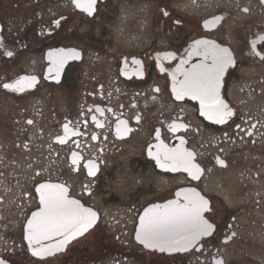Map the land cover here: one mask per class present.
I'll return each instance as SVG.
<instances>
[{"label":"flooded vegetation","instance_id":"flooded-vegetation-1","mask_svg":"<svg viewBox=\"0 0 264 264\" xmlns=\"http://www.w3.org/2000/svg\"><path fill=\"white\" fill-rule=\"evenodd\" d=\"M0 264H264V0H0Z\"/></svg>","mask_w":264,"mask_h":264},{"label":"water","instance_id":"water-1","mask_svg":"<svg viewBox=\"0 0 264 264\" xmlns=\"http://www.w3.org/2000/svg\"><path fill=\"white\" fill-rule=\"evenodd\" d=\"M177 168V171L196 175L194 180L202 176V172L196 169L194 163L192 168L185 169L181 164ZM175 196L174 201L161 207L159 217L155 221L156 247L159 252L165 254H182L189 251L203 238L210 237L214 229L203 217L210 204L198 190L179 189ZM95 223L96 220H93L92 227ZM143 226L144 222H141V228Z\"/></svg>","mask_w":264,"mask_h":264},{"label":"rangeland","instance_id":"rangeland-1","mask_svg":"<svg viewBox=\"0 0 264 264\" xmlns=\"http://www.w3.org/2000/svg\"><path fill=\"white\" fill-rule=\"evenodd\" d=\"M100 20V19H99ZM118 20H120V18H118ZM119 36V30L117 29V34L115 35V37ZM120 42V40H117Z\"/></svg>","mask_w":264,"mask_h":264},{"label":"snow or ice","instance_id":"snow-or-ice-1","mask_svg":"<svg viewBox=\"0 0 264 264\" xmlns=\"http://www.w3.org/2000/svg\"><path fill=\"white\" fill-rule=\"evenodd\" d=\"M93 2H94V0H93ZM7 87V86H6Z\"/></svg>","mask_w":264,"mask_h":264}]
</instances>
